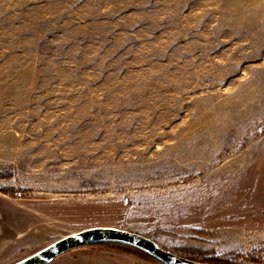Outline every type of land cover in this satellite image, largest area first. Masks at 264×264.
<instances>
[{
	"label": "rangeland",
	"instance_id": "374dc122",
	"mask_svg": "<svg viewBox=\"0 0 264 264\" xmlns=\"http://www.w3.org/2000/svg\"><path fill=\"white\" fill-rule=\"evenodd\" d=\"M100 225L264 264V0H0V264Z\"/></svg>",
	"mask_w": 264,
	"mask_h": 264
},
{
	"label": "water",
	"instance_id": "95a60500",
	"mask_svg": "<svg viewBox=\"0 0 264 264\" xmlns=\"http://www.w3.org/2000/svg\"><path fill=\"white\" fill-rule=\"evenodd\" d=\"M118 243L141 249L152 259L162 264H206L186 259L159 247L153 240L124 229L108 226H95L69 233L48 245L35 251L33 254L10 264H49L53 259L67 250L97 244Z\"/></svg>",
	"mask_w": 264,
	"mask_h": 264
},
{
	"label": "trees",
	"instance_id": "16d2710c",
	"mask_svg": "<svg viewBox=\"0 0 264 264\" xmlns=\"http://www.w3.org/2000/svg\"><path fill=\"white\" fill-rule=\"evenodd\" d=\"M97 244H105V243H97ZM106 244H113V245H115L117 247H122V248H126V249L128 248L129 250H133L135 252H139L141 254H144L145 257L152 259L151 257H149V255H147L146 253H144L143 251H141V249L139 250L137 248H133V247H130V246H127V245H123V244H118V243H106ZM185 258L190 259L188 257H185ZM190 260H193V259H190ZM204 263H208V264H222L220 262H209V261L208 262L207 261H204Z\"/></svg>",
	"mask_w": 264,
	"mask_h": 264
},
{
	"label": "crops",
	"instance_id": "0c3cea01",
	"mask_svg": "<svg viewBox=\"0 0 264 264\" xmlns=\"http://www.w3.org/2000/svg\"><path fill=\"white\" fill-rule=\"evenodd\" d=\"M65 253H63V254H65ZM52 264H68V263L66 261L59 260V261H56L55 263H52Z\"/></svg>",
	"mask_w": 264,
	"mask_h": 264
}]
</instances>
